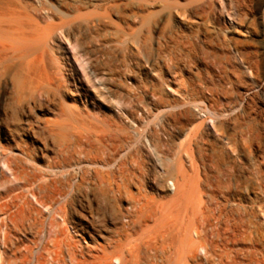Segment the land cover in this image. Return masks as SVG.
I'll return each mask as SVG.
<instances>
[{
  "label": "rangeland",
  "instance_id": "obj_1",
  "mask_svg": "<svg viewBox=\"0 0 264 264\" xmlns=\"http://www.w3.org/2000/svg\"><path fill=\"white\" fill-rule=\"evenodd\" d=\"M199 2L0 0V155L31 160L34 185L52 178L39 183L52 193L54 179L72 213L106 216L70 227L90 255L123 240L133 205L132 263L228 264L234 209L245 263L264 262V1L239 3L235 21L198 16Z\"/></svg>",
  "mask_w": 264,
  "mask_h": 264
},
{
  "label": "bare ground",
  "instance_id": "obj_2",
  "mask_svg": "<svg viewBox=\"0 0 264 264\" xmlns=\"http://www.w3.org/2000/svg\"><path fill=\"white\" fill-rule=\"evenodd\" d=\"M243 1H246V0H211L213 5H212V7H210L207 3L208 0H200L201 3L199 2L200 3L199 8L195 13L200 17L204 16V15H211V16L216 15L217 17H222L223 19H229L230 21H235L236 18L239 19V17H243L247 14V11H244L243 9L239 8V3L241 4V3H243ZM262 23L264 24V10H263V14H262ZM70 46L71 47H69V45H68V48H71L72 50H74V46H72V45H70ZM71 49H70V51H71ZM7 51H8V47L3 43L0 44V61L6 56ZM71 52L73 53L72 56L74 58V62L76 63V65H78L79 68L83 69L84 65L79 61L81 59L78 57L79 55L77 56V53H74L75 51H71ZM26 161H27V162H25L26 164L27 163L29 164L31 162V160H29V159ZM25 163L20 164V165L18 163L19 166H17V167H19V168H15L12 165L11 160L4 158L2 155H0V164H1L0 166H2V168H3V166H5V168L7 170L12 171V174L14 176V179L9 178L5 172L6 169L0 171V241L3 245V248L2 249L0 248V262H1L0 264H135V263H132L133 260L137 261L138 263H141L138 261V259L140 258V255H139L140 253L138 252L139 250H137L138 247H137V245L133 244V241L135 240V239H133L135 237L134 236V231H135L134 229H135V224H137L136 220L134 219L135 218V216H134L135 210H133L134 209L132 207L133 205H130L131 207L128 206L129 208L128 207L126 208L127 212L125 211L126 213L123 215V217L126 221V230H124V231H126L125 232L126 238L124 237L125 240L123 238V240H124L123 241L120 238V239L116 240L115 244L108 242L109 243L108 245H106V246L102 245V247H101L102 248L101 249L102 254L98 253V254L90 255V254H88V252L85 251V249L81 245V243L74 237L75 233L74 234L71 233L70 227L72 226L75 229L76 233H78L79 231L84 229L83 224H86V225H88L90 227H94V228H97L99 226L101 227V226H104L106 224V221H107L106 216H104V214L102 215V213L94 212L93 210H90V213L88 215L83 214V213H79V212H76L78 214H75V212H73L75 215H78L79 221H76L75 224H72L71 223L72 221L69 220L70 216L73 214L71 209H70L71 199H73L70 197L71 194L65 193V190H64V192H62L63 190L61 191L55 185L56 181L54 179H53V181H51L52 183H50L51 186H54V188H52L54 190L52 191V193L49 192L50 194L47 193V190H46L47 188L45 187V184H39V183L41 181H43V182L48 181L49 182L50 178L46 177L45 175L43 176L42 174L41 175L36 174V176L34 178V180H35L34 182H39V183L35 186L34 185L35 183H33L32 179H30L31 177L30 176L28 177V174L25 170L27 167L25 165ZM54 173H56V172H54ZM50 180H52V178ZM57 182L59 184V181H57ZM108 182H110V181H108ZM112 182H113V180H112ZM50 184H49V186H50ZM112 191L116 196L119 195L120 198L124 197L120 188H115ZM30 194L32 195V197H34L35 201H33L31 198H29ZM126 195H125L126 198L129 197V200H130V196L132 199L134 198V196L132 194L130 195V194L126 193ZM134 200H135V198H134ZM137 211H136V213H137ZM175 211H176V209H175ZM186 211H187V209H186ZM149 212L147 211V213H149ZM151 212H153V211H151ZM154 212H156V211H154ZM230 212H232L231 213V216H232L231 219L233 220V222H232L231 226L229 225V227H228L231 229V231H230L231 233L228 236L229 239L227 238L228 243L230 242V246L228 248L229 250H228V255H227L228 256V259H227L228 262H226V263H228V264H246L244 261L246 256H247V254L245 253V249L240 247L241 245L239 246L240 248H238V246H237L239 244L240 240L246 235H244L240 239V236L237 233L238 230H236L237 225H234L235 224L234 223V220H235V217H234L235 213L234 212L235 211L233 209ZM153 213H151V215ZM144 214H142V215H144ZM145 215H147V214H145ZM156 215H157V212H156ZM156 215H154V216H156ZM161 215L162 214H160V216ZM160 216H158V217H160ZM144 217H146V216H143L142 218H144ZM59 218L61 219V221L59 220ZM147 218L149 219V214H148ZM152 218H153V216H152ZM146 219H143V221L144 220L146 221ZM162 220H164V219H162ZM171 223L168 226H170ZM177 224L178 223H176V224L174 223V224H172V226L175 225L174 227H176ZM162 225H163V223H162ZM164 225L166 227V224H164ZM243 225H242V227H243ZM199 226H201V225H199ZM242 227H241V229H242ZM196 228H199V227H197V225H196ZM194 230H196V229H194ZM116 231H118V230H116ZM167 231H168V228H167ZM167 231H166V229L163 230V232H164L163 235H165V233ZM169 231H170V227H169ZM194 232H196V234L199 235L198 230H196ZM29 233H32V234L34 233L35 236H34L33 240L31 241L32 243L26 244L25 243L26 235H28ZM156 233H158V232H155V234ZM158 234H157V236H158ZM21 235H23V237ZM157 236H155L154 238H156ZM161 236H162V234H161ZM161 236L159 235L158 237L161 238ZM238 236H239V238H238ZM153 237H152V240H154ZM157 238H156V242L158 241ZM160 238H158V239L160 240ZM139 239H140V237H139ZM243 239H245V238H243ZM137 240H138V238H137ZM149 240L150 241H147V242H146V240H144L146 242V243L144 242L145 245H147L150 248L155 246L153 249L159 248L158 246H156L157 243L154 242L155 243V245H154L153 242L151 241V239H149ZM241 241H243V240H241ZM164 242H165V240H163V244H164ZM190 242L191 243H189V244L192 245V247L196 246L195 252H197L198 249L199 250L205 249L204 243H203V245H201V242H200L199 243L200 245H198L196 240H194L193 242L192 241H190ZM195 242H196V245H194ZM192 243H194V244H192ZM140 244H142V241H140ZM189 244H188V246H189ZM145 245H142V246H145ZM142 246L140 245V247H142ZM180 246H181V244H180ZM110 247L113 248V251L109 250ZM182 249L183 248H181V249L179 248V250H182ZM179 250H177V251H179ZM156 252H155V255L156 254L157 255L156 256L154 255V256L156 258L157 257L159 258L160 256L158 255V253H160V252L159 251H158V253H156ZM175 252H173V254ZM250 252L252 254V251H250ZM255 252H256V250L254 251V253ZM161 253H162V255H161L162 257H160L159 259H161L162 264H163V261H165L164 259L166 257L171 258L173 255L172 254L171 256H169L167 254H164L162 251H161ZM190 253L193 254L194 252H192V250H190ZM185 255H188V252H186V254H184L182 257H184ZM128 256H130V257H128ZM240 257L242 258V260ZM67 258L69 259L70 262H68ZM159 259H157V260H159ZM167 260L169 261L170 259H167ZM140 261H141V258H140ZM258 261H260V260H258ZM258 261H257V264H264V262L261 263ZM137 262H136V264H137ZM165 262H164V264H166ZM251 262H253V260ZM151 264H153V262Z\"/></svg>",
  "mask_w": 264,
  "mask_h": 264
},
{
  "label": "built area",
  "instance_id": "obj_3",
  "mask_svg": "<svg viewBox=\"0 0 264 264\" xmlns=\"http://www.w3.org/2000/svg\"><path fill=\"white\" fill-rule=\"evenodd\" d=\"M204 117H206V115L203 114Z\"/></svg>",
  "mask_w": 264,
  "mask_h": 264
}]
</instances>
